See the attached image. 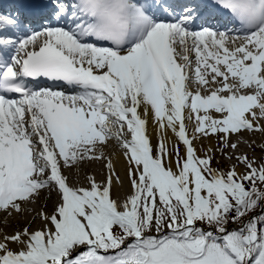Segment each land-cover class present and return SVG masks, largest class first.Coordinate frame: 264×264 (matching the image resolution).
<instances>
[{
  "label": "snow or ice",
  "instance_id": "snow-or-ice-1",
  "mask_svg": "<svg viewBox=\"0 0 264 264\" xmlns=\"http://www.w3.org/2000/svg\"><path fill=\"white\" fill-rule=\"evenodd\" d=\"M245 135L264 152V0H16L0 264H264V157Z\"/></svg>",
  "mask_w": 264,
  "mask_h": 264
},
{
  "label": "bare ground",
  "instance_id": "bare-ground-1",
  "mask_svg": "<svg viewBox=\"0 0 264 264\" xmlns=\"http://www.w3.org/2000/svg\"><path fill=\"white\" fill-rule=\"evenodd\" d=\"M243 138V137H242ZM244 138H246L247 140H250L251 138H249V136H244ZM262 139L259 141L261 142ZM155 142V141H154ZM213 143V142H212ZM117 168L121 174L122 177H124V164L122 161H117ZM89 174L90 175H95L96 179L97 180H100V179H103V176L105 174V170L103 169V167L99 164H94V165H91L90 168H89ZM129 190V186H128V183H127V180L125 179V187L123 190H121V195H124V193L126 191ZM55 195H53L52 197V200L48 201V211L50 212L51 209H52V206H53V203L55 202ZM43 204V201L41 202ZM31 218V215L28 216V219ZM27 221H25L26 223ZM33 229H36V228H39L40 227V222L39 221H36V223L32 226Z\"/></svg>",
  "mask_w": 264,
  "mask_h": 264
},
{
  "label": "rangeland",
  "instance_id": "rangeland-1",
  "mask_svg": "<svg viewBox=\"0 0 264 264\" xmlns=\"http://www.w3.org/2000/svg\"><path fill=\"white\" fill-rule=\"evenodd\" d=\"M245 136H247V135H245ZM249 138H251V139H255L256 140V143H257V146H256V150H255V152H253L250 148H248L247 147V142L249 141V140H247L246 138H244V136H243V138L241 137L240 138V140H241V145H240V152L241 153H244V152H246L250 157H254V158H256V159H260V158H262V157H264V152H262L261 151V149H260V147H259V144L261 143V142H259L262 138L259 136V135H257L256 137H249ZM213 142V144H215L216 143V141H212ZM208 145V142L207 141H205V146H207ZM197 147H200V145L198 144L197 145ZM217 159L218 160H220V164H218V165H215L216 167H220V168H222V169H227V167H229L231 164H233V163H235V161H228V160H225V159H223L222 157H219V156H217ZM98 182H100V181H102V179H100V180H97Z\"/></svg>",
  "mask_w": 264,
  "mask_h": 264
}]
</instances>
